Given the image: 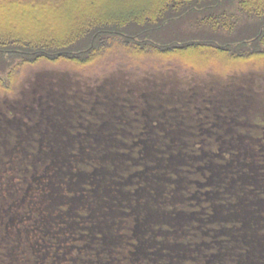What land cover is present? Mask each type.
Segmentation results:
<instances>
[{"label": "trees", "instance_id": "trees-1", "mask_svg": "<svg viewBox=\"0 0 264 264\" xmlns=\"http://www.w3.org/2000/svg\"><path fill=\"white\" fill-rule=\"evenodd\" d=\"M114 44L263 53L264 0H0V264H264V111L92 120L50 78L25 88L40 63L122 65Z\"/></svg>", "mask_w": 264, "mask_h": 264}, {"label": "rangeland", "instance_id": "rangeland-1", "mask_svg": "<svg viewBox=\"0 0 264 264\" xmlns=\"http://www.w3.org/2000/svg\"><path fill=\"white\" fill-rule=\"evenodd\" d=\"M112 47L107 54L118 59L102 58L100 62L115 60L122 65L113 63V68H97L94 62L80 70L63 63H40L27 68L26 75L20 69L16 75L29 78L25 88L33 75L61 84L68 90L67 99L75 100L80 109L86 108L82 109L84 112L89 109L87 117L92 120L96 112L112 106L117 108V113H126L135 120L134 112L150 110L153 104L168 99L174 103L165 101V104L178 105L189 112L188 122L194 120L195 110H211L212 106L214 111H231L237 107L238 114L244 112L240 118L245 120V115L252 119L256 117L252 114L259 116L264 111L263 50L239 55L232 50L220 51L215 45L210 48L201 44L163 52L153 48L125 51L116 44ZM21 104L18 102L17 107Z\"/></svg>", "mask_w": 264, "mask_h": 264}]
</instances>
